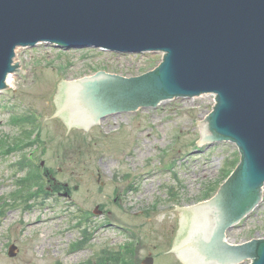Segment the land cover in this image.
I'll return each mask as SVG.
<instances>
[{
  "label": "rangeland",
  "instance_id": "374dc122",
  "mask_svg": "<svg viewBox=\"0 0 264 264\" xmlns=\"http://www.w3.org/2000/svg\"><path fill=\"white\" fill-rule=\"evenodd\" d=\"M17 54L28 71L14 72L12 86L0 91V264H107L103 249L131 264H143L149 252L154 264H184L175 251L162 253L173 248L178 218L145 221L147 211L211 197L230 176L227 163L239 162L234 142L198 146L197 119L213 110L215 94L108 113L88 133L77 128L65 137L60 119L44 124V96L63 77L103 70L132 77L157 67L164 53L41 42ZM226 234L233 243L264 238V193ZM125 245L133 252L123 257Z\"/></svg>",
  "mask_w": 264,
  "mask_h": 264
},
{
  "label": "water",
  "instance_id": "95a60500",
  "mask_svg": "<svg viewBox=\"0 0 264 264\" xmlns=\"http://www.w3.org/2000/svg\"><path fill=\"white\" fill-rule=\"evenodd\" d=\"M40 42L164 53L137 76L63 77L44 96V124L60 119L65 137L77 128L88 133L108 113L215 93L214 110L197 119V143L235 142L239 165L211 199L147 211L145 222L178 218L174 248L162 253L175 251L184 264H264V238L234 244L226 237L264 193V0H0V90L12 86L10 74L28 71L16 49ZM18 249L12 244L9 254ZM153 263L152 254L143 260Z\"/></svg>",
  "mask_w": 264,
  "mask_h": 264
},
{
  "label": "trees",
  "instance_id": "16d2710c",
  "mask_svg": "<svg viewBox=\"0 0 264 264\" xmlns=\"http://www.w3.org/2000/svg\"><path fill=\"white\" fill-rule=\"evenodd\" d=\"M237 162L238 161H234L232 164H230L229 162L227 163V164H229L230 165V167H228L225 171H227L226 173L227 174H229V173H231L230 171H231V169H233L235 166H236V164H237ZM226 174V175H227ZM38 177V176H37ZM212 192V191H211ZM210 192V193H211ZM210 193L208 194V196H210ZM128 248V249H127ZM130 246H126V248H125V251H126V254L123 256V257H126L128 254H129V252H130ZM129 251V252H128ZM119 252V251H118ZM111 253L110 254V256H108V264H119V262L123 259V258H121V256H120V254L119 253ZM119 254V255H118ZM123 262H124V260H123ZM124 264H131V263H129L128 262V259L127 260H125V263Z\"/></svg>",
  "mask_w": 264,
  "mask_h": 264
},
{
  "label": "bare ground",
  "instance_id": "6f19581e",
  "mask_svg": "<svg viewBox=\"0 0 264 264\" xmlns=\"http://www.w3.org/2000/svg\"><path fill=\"white\" fill-rule=\"evenodd\" d=\"M13 76H14V74H10L9 76H8V80H9V82H10V84H12L13 83ZM87 77V76H86ZM84 78V77H83ZM79 79H81V78H79ZM68 80H71V81H74V80H78V79H68ZM102 121V120H101ZM228 239V238H227Z\"/></svg>",
  "mask_w": 264,
  "mask_h": 264
}]
</instances>
